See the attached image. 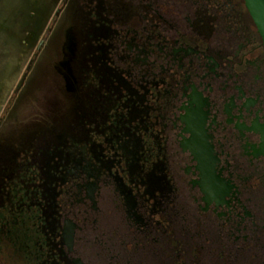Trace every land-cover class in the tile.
<instances>
[{"label":"flooded vegetation","instance_id":"flooded-vegetation-1","mask_svg":"<svg viewBox=\"0 0 264 264\" xmlns=\"http://www.w3.org/2000/svg\"><path fill=\"white\" fill-rule=\"evenodd\" d=\"M87 3L69 102L7 158L26 164L31 264H264V44L244 0Z\"/></svg>","mask_w":264,"mask_h":264},{"label":"rangeland","instance_id":"rangeland-1","mask_svg":"<svg viewBox=\"0 0 264 264\" xmlns=\"http://www.w3.org/2000/svg\"><path fill=\"white\" fill-rule=\"evenodd\" d=\"M87 2L0 0V264L33 260L31 222L18 198L26 164L7 158L22 149L38 121L56 113L54 104L69 102V63L85 60L81 39L99 12ZM75 70L82 83L85 69ZM172 240L181 249L186 245Z\"/></svg>","mask_w":264,"mask_h":264},{"label":"water","instance_id":"water-1","mask_svg":"<svg viewBox=\"0 0 264 264\" xmlns=\"http://www.w3.org/2000/svg\"><path fill=\"white\" fill-rule=\"evenodd\" d=\"M245 6L261 36L262 43L264 44V0H244ZM24 80L21 79L17 88L20 87Z\"/></svg>","mask_w":264,"mask_h":264}]
</instances>
